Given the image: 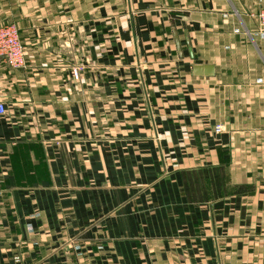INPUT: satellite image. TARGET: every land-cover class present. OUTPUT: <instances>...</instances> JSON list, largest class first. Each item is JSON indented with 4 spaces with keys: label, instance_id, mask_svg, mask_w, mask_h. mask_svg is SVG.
I'll use <instances>...</instances> for the list:
<instances>
[{
    "label": "crops",
    "instance_id": "1",
    "mask_svg": "<svg viewBox=\"0 0 264 264\" xmlns=\"http://www.w3.org/2000/svg\"><path fill=\"white\" fill-rule=\"evenodd\" d=\"M263 7L0 0V264H264Z\"/></svg>",
    "mask_w": 264,
    "mask_h": 264
},
{
    "label": "built area",
    "instance_id": "2",
    "mask_svg": "<svg viewBox=\"0 0 264 264\" xmlns=\"http://www.w3.org/2000/svg\"><path fill=\"white\" fill-rule=\"evenodd\" d=\"M264 31V7L254 15ZM0 59L6 61L13 68H20L25 65V50L21 42L19 30L14 24H0ZM80 69L74 70V75L79 78ZM6 112V107L0 103V114ZM217 133L224 130L223 125H217Z\"/></svg>",
    "mask_w": 264,
    "mask_h": 264
},
{
    "label": "rangeland",
    "instance_id": "3",
    "mask_svg": "<svg viewBox=\"0 0 264 264\" xmlns=\"http://www.w3.org/2000/svg\"><path fill=\"white\" fill-rule=\"evenodd\" d=\"M79 69V68H78Z\"/></svg>",
    "mask_w": 264,
    "mask_h": 264
}]
</instances>
